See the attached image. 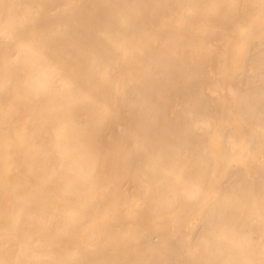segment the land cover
Segmentation results:
<instances>
[{
  "label": "bare ground",
  "instance_id": "bare-ground-1",
  "mask_svg": "<svg viewBox=\"0 0 264 264\" xmlns=\"http://www.w3.org/2000/svg\"><path fill=\"white\" fill-rule=\"evenodd\" d=\"M0 264H264V0H0Z\"/></svg>",
  "mask_w": 264,
  "mask_h": 264
}]
</instances>
